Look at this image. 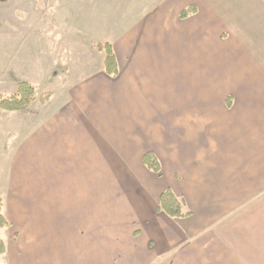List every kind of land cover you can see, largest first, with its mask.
I'll use <instances>...</instances> for the list:
<instances>
[{
	"label": "crops",
	"instance_id": "crops-1",
	"mask_svg": "<svg viewBox=\"0 0 264 264\" xmlns=\"http://www.w3.org/2000/svg\"><path fill=\"white\" fill-rule=\"evenodd\" d=\"M251 1L192 2L186 21L185 4L154 8L111 44L115 77L102 59L8 112L26 133L7 152L0 264H264V0ZM167 190L189 216L158 211Z\"/></svg>",
	"mask_w": 264,
	"mask_h": 264
},
{
	"label": "rangeland",
	"instance_id": "rangeland-1",
	"mask_svg": "<svg viewBox=\"0 0 264 264\" xmlns=\"http://www.w3.org/2000/svg\"><path fill=\"white\" fill-rule=\"evenodd\" d=\"M203 1L0 0V96L12 95L10 84L17 78L34 88L38 102H41L40 99H46L44 103L49 102L52 77L74 78L79 73L97 71V65L104 59L103 53L95 50L97 44H112L123 31L154 8L159 7L158 11L169 13L176 12L184 4L187 8V4L197 2L201 5ZM251 2L249 7L253 10L255 5ZM194 10V7L185 9V16L179 20L186 21ZM263 14L264 10L260 17L264 26ZM254 21L255 18L250 16L249 22L252 24ZM0 112L10 114L9 127L7 121L3 124L0 121L2 216L4 209L1 198L5 202L7 197V152L26 132L17 126L19 115ZM25 113H28V109L21 116H25ZM11 234L0 230L2 239L7 236L11 239Z\"/></svg>",
	"mask_w": 264,
	"mask_h": 264
},
{
	"label": "trees",
	"instance_id": "trees-1",
	"mask_svg": "<svg viewBox=\"0 0 264 264\" xmlns=\"http://www.w3.org/2000/svg\"><path fill=\"white\" fill-rule=\"evenodd\" d=\"M185 11L181 12L180 18L185 16ZM95 50L98 53H103V67L110 77H115L117 74V64L112 45L109 43L97 44ZM36 95L34 88L26 82L18 83L16 91L10 96H0V110L5 112H20L29 107L34 101H36ZM42 103L46 99H40ZM143 163L148 169L158 172V164L152 155L147 154L143 158ZM185 205L182 200H178L172 192L169 190L163 192L158 200V211L163 212L165 215L172 218H183L189 216V213L184 211ZM9 223L6 219L0 215V230L8 228ZM5 251L3 241L0 239V255Z\"/></svg>",
	"mask_w": 264,
	"mask_h": 264
}]
</instances>
